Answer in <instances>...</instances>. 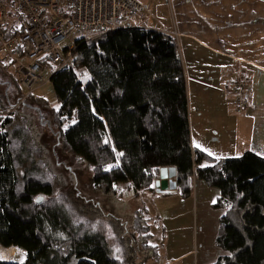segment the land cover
Wrapping results in <instances>:
<instances>
[{"label": "trees", "instance_id": "1", "mask_svg": "<svg viewBox=\"0 0 264 264\" xmlns=\"http://www.w3.org/2000/svg\"><path fill=\"white\" fill-rule=\"evenodd\" d=\"M10 9L8 36L21 21ZM10 65L0 66L9 78L0 84L16 97L12 103L0 94V247L22 252L23 261L0 264L157 260L145 207L133 212L130 232L125 223L109 217L119 248L115 254L92 227L103 218L101 211L72 194L57 195L61 184L33 138L23 113L26 105L17 106L24 93L15 70L12 75L6 71ZM49 83L58 144L87 167L94 192L120 201L157 194L159 171L174 168L173 192L182 198L190 197L193 180L218 191L213 206L224 214L215 243L229 255L212 264H264V159L245 152L217 160L192 147L183 68L172 36L121 27L78 40L72 65L54 70ZM201 162L211 166L194 168ZM39 197L45 201L38 205Z\"/></svg>", "mask_w": 264, "mask_h": 264}, {"label": "crops", "instance_id": "2", "mask_svg": "<svg viewBox=\"0 0 264 264\" xmlns=\"http://www.w3.org/2000/svg\"><path fill=\"white\" fill-rule=\"evenodd\" d=\"M137 1L143 7L145 27L132 28L159 27L154 30L163 29L175 39L186 86L192 147L217 160L238 158L245 152L264 159V0H163L164 7L162 2L155 16L150 11V18L145 8L154 9L152 1ZM239 72L246 75L248 87L247 107L241 115L229 108L230 87ZM205 91L206 121L201 109L191 108L192 99L206 101ZM195 133L201 138H195Z\"/></svg>", "mask_w": 264, "mask_h": 264}, {"label": "rangeland", "instance_id": "3", "mask_svg": "<svg viewBox=\"0 0 264 264\" xmlns=\"http://www.w3.org/2000/svg\"><path fill=\"white\" fill-rule=\"evenodd\" d=\"M150 1L154 4V9L144 8L152 11V15L154 13L155 16L156 11L161 9L163 0ZM154 16L153 19L156 20ZM138 18L139 22L127 23L125 27H145V24H142L145 14L138 13ZM158 28L152 27V30H158ZM75 36L89 37L85 32L73 34L63 44V47L70 45ZM14 70L15 67L12 65L6 69L11 75L14 74ZM0 72V80L9 81L8 76L1 68ZM53 72L54 68L46 65L42 78L35 83V87L45 83ZM8 88L9 86L0 84V94H6L7 99L14 103L16 97L12 98ZM43 89L35 90L32 95L27 97V100H20L17 106L22 103L26 105L27 110L23 113L30 122L33 138L43 148L46 164L61 184L57 195L72 194L101 211L103 218L95 221L92 227L107 239L115 254L119 253V248L112 234L109 217L125 223L128 232H130L133 212L145 207L147 223L153 236L150 244L157 246L159 250V258L148 260L146 264H212L219 257L229 255L226 250L221 249L215 243L219 218L224 214L223 210L213 206L218 191L215 188L207 187L199 180H193L192 192L188 198H182L177 192L170 195L143 193L138 198L128 196L120 201L113 196H103L94 192L90 186L91 175L87 167L70 154L64 153L58 144L51 115V108L56 106L55 97L50 84ZM205 98L206 101L202 103L192 99L193 106L191 105V108L196 106L201 109L206 121L207 91H205ZM229 108L230 111H233L231 105ZM194 137H200V133H195ZM205 142L207 144V139ZM39 198L41 203L45 201L43 197ZM13 253L15 255L13 258L3 261L10 263L23 261L22 252L14 249ZM176 258L179 259L172 262Z\"/></svg>", "mask_w": 264, "mask_h": 264}, {"label": "built area", "instance_id": "4", "mask_svg": "<svg viewBox=\"0 0 264 264\" xmlns=\"http://www.w3.org/2000/svg\"><path fill=\"white\" fill-rule=\"evenodd\" d=\"M10 6L21 21L8 36L5 21ZM142 11L137 0H0V66L14 65L24 101L36 90L35 83L42 78L46 65L55 71L72 65L76 41L95 39L127 23L139 22L138 13ZM146 16H152L150 11ZM82 32L89 37L75 36L63 47L73 34ZM160 32L165 33L163 29ZM246 86L247 77L239 72L229 91L237 115L247 107Z\"/></svg>", "mask_w": 264, "mask_h": 264}, {"label": "water", "instance_id": "5", "mask_svg": "<svg viewBox=\"0 0 264 264\" xmlns=\"http://www.w3.org/2000/svg\"><path fill=\"white\" fill-rule=\"evenodd\" d=\"M176 171L174 168H163L159 171V178L154 183V188L157 194L170 193L175 191L176 182L174 181ZM36 203L41 204V199L38 198Z\"/></svg>", "mask_w": 264, "mask_h": 264}, {"label": "bare ground", "instance_id": "6", "mask_svg": "<svg viewBox=\"0 0 264 264\" xmlns=\"http://www.w3.org/2000/svg\"><path fill=\"white\" fill-rule=\"evenodd\" d=\"M238 74V73H237ZM237 77V76H236ZM248 88V87H247ZM246 88V89H247ZM195 168V167H194ZM193 168V169H194ZM14 249H8V250H5V249H0V258L4 259V260H10L11 258H13L15 255H14Z\"/></svg>", "mask_w": 264, "mask_h": 264}]
</instances>
